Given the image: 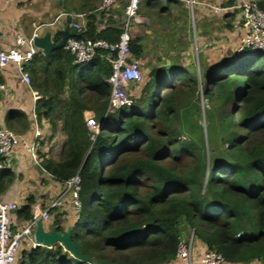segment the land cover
Instances as JSON below:
<instances>
[{"label":"trees","instance_id":"trees-1","mask_svg":"<svg viewBox=\"0 0 264 264\" xmlns=\"http://www.w3.org/2000/svg\"><path fill=\"white\" fill-rule=\"evenodd\" d=\"M93 2L83 0L82 10L91 12ZM143 3L148 14L154 7L166 11L157 0ZM258 5L264 10V0ZM105 17L90 14L81 30L66 28L76 38L115 44L119 17L104 24ZM61 37L59 30L52 40ZM130 46L140 58L139 38ZM107 54L101 50L91 61L75 63L59 48L34 56L38 65L27 69L38 95L36 120L48 121L51 136L59 130L65 137L59 158L52 150L47 156L38 153L39 164L61 184L76 173L81 179L71 239L83 259L59 243L34 244L21 250L17 264H168L182 229L192 231L203 248L221 254L225 264H264V50L246 49L203 80V95L216 109L221 134L219 154H210L208 162L202 148L179 139L180 109L195 98L199 81L180 67L152 68L132 104L106 113ZM87 111L101 124L94 140ZM12 113L24 117L13 110L7 121ZM4 159L0 156L1 163ZM15 177L9 168L0 169V195ZM34 203L29 197L15 210L23 224L32 218ZM61 215L53 225L64 232Z\"/></svg>","mask_w":264,"mask_h":264},{"label":"crops","instance_id":"crops-1","mask_svg":"<svg viewBox=\"0 0 264 264\" xmlns=\"http://www.w3.org/2000/svg\"><path fill=\"white\" fill-rule=\"evenodd\" d=\"M74 1L76 5H72L71 0H67L66 3H64L63 0H0V50H6L9 47L14 46L16 43V35L19 34L29 38L35 30L38 36H42L46 32H50L52 39L57 31H63L66 27H68L69 20L66 17L61 16L62 14L67 13L69 9H73L71 11L75 12L86 11L82 10L85 8L81 7L83 0ZM188 1L189 0H159V2L164 3L166 8V11L164 12L158 11V9L154 7L152 9V13L148 14L140 8L139 16L141 17L142 22L133 26L131 29V35L132 39L137 38L135 33L139 31V27L143 24L148 25V23L152 21L153 16H169L170 14V16L177 19L173 27V37H175L174 44L177 45L178 43L177 46H179L171 49L170 52H172L171 56H176L179 61L173 59V61L167 65V68L185 67L187 70H194V68L189 66L192 55L190 51L191 44H189L190 29L188 24L189 15L187 7V4H189L193 31L194 29L195 31L197 29L199 33L197 40L195 38V44L201 47L199 54H197L198 67L201 66L205 69V79L209 76V74L226 63L227 60H230L231 57L229 58L226 56L223 58L225 55L216 57L220 52L222 53V46L224 45V39L219 38V36H216L217 39H219L218 44L215 45L216 49L215 47L212 49L213 51H208L211 48L206 49L208 38L204 36L206 32L204 29L206 28V25L207 27H210L212 22H214V24L221 25L224 21L218 22V20H220L222 16L227 17L234 13L238 16L239 11L236 14L237 9L233 6H235V3H241L244 0H191V3ZM100 2L101 0H94L93 9L98 8ZM195 4L197 5L196 19L194 16V12H196L194 11ZM123 5L124 0H117V2L107 9H109L113 16H121ZM220 5L223 6L221 8L229 9L226 11H215L214 7ZM155 10H157L159 14L155 13ZM99 11H101V13ZM96 12H98L95 13L97 16H106L105 19L101 21L102 23H105L108 18L112 20V17L108 16L107 11L97 10ZM195 20L196 22L198 21L197 24ZM238 30L242 33L240 27H238ZM222 31V34H218H221L220 37L226 35L228 36L230 34L228 27L222 28ZM202 32L204 34H201ZM213 34L216 35L217 31L213 32ZM139 43L142 46V55L138 58V60L142 70L144 60L143 40L139 39ZM181 46L185 47L181 48ZM197 49L198 48L196 47L195 50L197 51ZM40 53H42V51ZM38 56L39 55L37 54V57ZM37 65L38 58L35 62L31 61L27 69ZM155 67L156 65H153V67L151 65L149 67L150 69L147 70L150 71L151 68ZM34 103L30 88L22 82L16 67L13 64L0 67V127L7 128L13 133L24 138V142L14 146L11 153L5 157L2 163L0 162V169L9 168L16 176L13 183L1 195V198L6 201L14 202L17 206H20L24 204L29 197H31L35 201L33 205V213H39L46 209L48 205L58 196V193L62 188V184L54 180L41 167L39 162L33 159L31 153L26 150V147L31 142H38L39 140V147L36 149L37 153L45 154L47 156V152L52 150L51 154L55 159H57L58 155L55 156V153L58 154L60 152L59 145L64 142L65 137L59 131L54 136H51V129L47 120L42 119L38 122L36 119H33ZM13 110L20 111L24 114L22 120L17 118L16 114L12 113L7 121L6 117L8 112ZM21 124H27L28 127L23 129ZM35 126L38 129L37 132H35ZM58 134L61 135V139L59 142H55ZM59 214H63L60 218L66 223V229L68 226L72 225L73 222H71V216L73 215V212L71 211L70 204L65 201L59 208L50 211L49 218L44 221L45 230L50 229L53 225L54 217ZM13 222L16 226L23 225V223L16 218V215H14ZM28 244L25 243L22 249H25ZM195 247L196 249L192 253V260L193 264H199L198 258L204 248L199 244L197 246L195 245Z\"/></svg>","mask_w":264,"mask_h":264},{"label":"built area","instance_id":"built-area-1","mask_svg":"<svg viewBox=\"0 0 264 264\" xmlns=\"http://www.w3.org/2000/svg\"><path fill=\"white\" fill-rule=\"evenodd\" d=\"M258 1L244 0L239 5L233 6L239 10L236 22L242 30V37L237 48L239 53L246 49L252 51L264 50V10L259 7ZM115 2L117 0H101L98 8H95L91 12L68 11L61 16L69 20V29L79 31L84 27L86 18L90 14L98 13L96 12L97 10L109 11L107 8ZM188 2L191 3L192 1L189 0ZM139 4L140 0H124L121 16H111L113 20H117L118 17V20H120L121 32L115 44L101 39L76 38L71 36L66 40L63 47L74 57L75 63L89 62L101 50L107 51L106 58L111 65V74L107 80L110 85V94L106 113L123 105L132 104L129 89L135 87L143 80L140 62L132 55L130 46L132 39L131 29L135 24L142 22L138 13ZM227 9L229 8L214 7L215 11H226ZM108 16L110 15L108 14ZM37 36L36 30L29 38L18 34L16 35L14 46L6 50H0V67H5L9 64H13L16 67L22 82L30 88L34 102H36L38 95L30 87V76L27 68L34 56L41 52L33 44V40ZM33 119H36L34 113ZM85 122L91 132L90 139L94 140L101 129V124L96 121L91 111L85 112ZM37 131L38 129L35 126V132ZM23 142L24 138L20 135L13 133L7 128L0 127V156L7 157L14 146ZM37 146L38 143L33 141L26 147V150L31 153L35 161L39 160L35 154ZM80 182L81 179L78 173L65 181L58 196L48 207L39 213H33L32 218L22 226H16L13 222L14 212L18 206L14 202L2 199L0 195V264H17L18 255L25 243H29L28 245L35 244L34 230L37 220H47L50 211L59 208L65 201L72 204L74 213L78 217L80 209V201L78 199ZM187 233L186 239L180 238L175 258L169 264H193L192 251L195 239L192 231H187ZM199 260L201 264H225L221 254L207 248L203 249Z\"/></svg>","mask_w":264,"mask_h":264},{"label":"rangeland","instance_id":"rangeland-1","mask_svg":"<svg viewBox=\"0 0 264 264\" xmlns=\"http://www.w3.org/2000/svg\"><path fill=\"white\" fill-rule=\"evenodd\" d=\"M97 1V0H96ZM100 1V0H99ZM72 5H76L74 0H71ZM159 8L162 9L164 6L163 2H159ZM240 3H235V6L239 5ZM138 8V13L139 9L142 8L143 11H145V5L143 3V0H140ZM197 5H194V16L196 19L197 16ZM188 7V15H189V29H190V40L189 44H191V62L189 63V66L194 68V70H187V74L189 76L195 77L199 81L198 85V91L195 95V98L185 105L183 108L180 109V141L181 142H187L191 143L194 142L200 149L202 148L205 155L207 156V162H208V157L210 154H214V156H218L219 151L221 149V134L219 132V126H218V120H217V112L216 109L213 107V103L208 101V99L205 98L203 95V80H204V72L205 69L201 66L198 67V58L197 54H199V50L201 47L199 45L195 44V38L197 40L199 33L196 29L193 31V23L191 20L190 16V6L187 4ZM217 7H223V6H217ZM73 9H69L71 11ZM236 14L238 13L239 10H236ZM237 16L234 14H230V16H222L218 22L224 21L221 25L214 24L212 22L210 27H207L204 29L205 34L202 32L201 34H204L207 40L206 44V49H209L208 51H213L212 49L215 47L216 44H218V40L216 36H219V38H223V46H222V53L220 52L216 57H219L221 55H225L223 58L228 56L229 58L233 56V54L236 52L238 45L240 43V39L242 37V33L239 32L238 30V23L236 22ZM52 19V18H50ZM238 20V19H237ZM49 21V20H47ZM177 19H175L173 16H153L152 21L148 23V25L143 24L139 28V31L135 33V36L141 40H143V46H144V52H143V64H142V74H143V80L141 83L136 85L135 87H131L129 89V92L131 94L132 99L134 100L137 98L141 90L148 80V73H149V67L152 65H156V67H167V65L173 61V59H176L179 61L176 56H171L172 52H170L171 49L177 48L179 46L178 43L175 45V37H173V30H174V25ZM235 21V22H234ZM196 22V20H195ZM194 22V23H195ZM198 21L196 22V24ZM195 24V25H196ZM228 27L230 34L227 36L220 37V35L223 33L222 28ZM238 30V32H237ZM209 31V33H208ZM217 34L214 35L213 32H216ZM235 32V35H234ZM237 32V33H236ZM221 33L220 35H218ZM185 47V46H183ZM181 46V48H183ZM198 48L197 51L195 48ZM204 47V46H203ZM216 49V47H215ZM172 57V58H171ZM194 66V67H193ZM187 67V66H186ZM222 67V66H221ZM148 69V70H147ZM152 69V68H151ZM221 68H219V71ZM223 72V69L222 71ZM185 73V74H186ZM59 131V130H58ZM58 133V132H57ZM61 139V135L58 134L55 142H59ZM40 143V141L38 140ZM37 142V143H38ZM62 145V144H61ZM61 145H59V150H61ZM39 147V146H37ZM36 147V149H37ZM36 158H39V154L37 151H35ZM58 155L59 158V153L56 154L55 156ZM41 159H39L40 161ZM37 160V162H39ZM187 159H185L182 164H184ZM70 208L71 211L73 212V215L71 216V222H74L77 218V215L74 213V208L71 206ZM182 239L187 238V231L185 229H182ZM199 243H196L194 240L193 243V251H195L196 247ZM201 245V244H199ZM192 251V253H193ZM201 255V253H200ZM199 259V258H198ZM200 263V260L198 262ZM169 264V263H168ZM246 264H260L258 261H252Z\"/></svg>","mask_w":264,"mask_h":264},{"label":"water","instance_id":"water-1","mask_svg":"<svg viewBox=\"0 0 264 264\" xmlns=\"http://www.w3.org/2000/svg\"><path fill=\"white\" fill-rule=\"evenodd\" d=\"M73 35L68 28L62 31V37L58 42H54L51 39L50 32H46L42 36H37L33 40V44L37 47L44 55H50L54 50L63 48L66 40ZM239 54V51L233 54L232 57ZM231 57V58H232ZM72 228L68 226L66 231L60 232L56 226L52 225L49 230L44 229V221L38 219L34 230V242L35 245H41L45 247H51L53 244L59 243L64 250L68 251L74 257L83 259V256L79 250L75 247L71 239Z\"/></svg>","mask_w":264,"mask_h":264}]
</instances>
